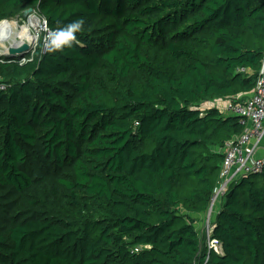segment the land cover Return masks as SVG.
<instances>
[{"label": "trees", "instance_id": "1", "mask_svg": "<svg viewBox=\"0 0 264 264\" xmlns=\"http://www.w3.org/2000/svg\"><path fill=\"white\" fill-rule=\"evenodd\" d=\"M28 8L48 34L0 57V264H264V169L199 226L244 130L200 104L252 92L264 0H0V21Z\"/></svg>", "mask_w": 264, "mask_h": 264}, {"label": "built area", "instance_id": "2", "mask_svg": "<svg viewBox=\"0 0 264 264\" xmlns=\"http://www.w3.org/2000/svg\"><path fill=\"white\" fill-rule=\"evenodd\" d=\"M5 87L0 82V90L5 89ZM222 104V107H218L216 103L212 106L221 108L224 114L239 117L244 130L233 140L225 143L220 168V181L207 212L209 217L213 205L224 197L232 181L247 174L260 173L264 169V151L261 155H256L259 142L264 136V55L261 59L255 86L249 96L242 101L227 99ZM206 232H209L208 228ZM208 247L218 251V241L209 239Z\"/></svg>", "mask_w": 264, "mask_h": 264}, {"label": "rangeland", "instance_id": "3", "mask_svg": "<svg viewBox=\"0 0 264 264\" xmlns=\"http://www.w3.org/2000/svg\"><path fill=\"white\" fill-rule=\"evenodd\" d=\"M33 19L37 22L36 25L34 26L32 24ZM5 27L0 30V57H7L5 53L7 52V49L9 47H17L18 41L21 39L22 36H20V28H26L32 36L36 37L35 42L30 45V48L27 52L22 53L21 59H24L25 54H33L34 51L36 50V47L45 31H47L45 27V22L44 20L40 19L34 12L28 14V15H21L18 16L14 19L10 20H4ZM48 33V32H47ZM48 39L47 35H45V38H43V50L46 49V40ZM16 43V44H14ZM18 55L16 54L12 57L17 58ZM222 102H220V107H222ZM202 108H209L210 107V102L204 101L200 104ZM221 109V108H220ZM222 110V109H221ZM211 213H215L214 209L211 211ZM209 215L206 214L204 216L203 220L200 222L199 226L201 230H204L205 232L207 231V228H209ZM211 239V238H210Z\"/></svg>", "mask_w": 264, "mask_h": 264}, {"label": "clouds", "instance_id": "4", "mask_svg": "<svg viewBox=\"0 0 264 264\" xmlns=\"http://www.w3.org/2000/svg\"><path fill=\"white\" fill-rule=\"evenodd\" d=\"M83 31L81 22H73L67 26L52 31L49 35L48 50L50 52L62 51L65 48H72L77 40V33Z\"/></svg>", "mask_w": 264, "mask_h": 264}, {"label": "water", "instance_id": "5", "mask_svg": "<svg viewBox=\"0 0 264 264\" xmlns=\"http://www.w3.org/2000/svg\"><path fill=\"white\" fill-rule=\"evenodd\" d=\"M32 12H33V9L32 8H28V9L23 11V15L25 16V15H28V14H30ZM29 48H30V45L28 43H22L18 47H9L7 49V52L5 53V55L7 57H9V58H13L12 56H14L16 54H20V55H18L17 58L21 59L22 58L21 57L22 53L27 52L29 50Z\"/></svg>", "mask_w": 264, "mask_h": 264}, {"label": "bare ground", "instance_id": "6", "mask_svg": "<svg viewBox=\"0 0 264 264\" xmlns=\"http://www.w3.org/2000/svg\"><path fill=\"white\" fill-rule=\"evenodd\" d=\"M4 20H2V21H0V30L1 29H3L4 27H5V23L3 22ZM36 21H35V19H33V22H32V24L35 26L36 25ZM20 36H22L21 37V39L17 42L18 44V46H20L22 43H28V44H33L34 42H35V40H36V37L35 36H32L31 34H30V32L26 29V28H20ZM14 44H16V43H14ZM17 46V47H18ZM16 47V46H15Z\"/></svg>", "mask_w": 264, "mask_h": 264}, {"label": "crops", "instance_id": "7", "mask_svg": "<svg viewBox=\"0 0 264 264\" xmlns=\"http://www.w3.org/2000/svg\"><path fill=\"white\" fill-rule=\"evenodd\" d=\"M206 101L207 102H210V107H213L212 105L215 104V103L218 104V107H220L219 106L220 105V102L223 103L224 100L215 99V100H211V101L210 100H206ZM202 109H206V108H202ZM263 151H264V136L262 137V139L259 142V149H258L256 155H261ZM218 205H219V203L217 201V203H215L212 208L213 209L216 208V210H218Z\"/></svg>", "mask_w": 264, "mask_h": 264}]
</instances>
